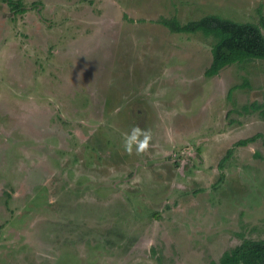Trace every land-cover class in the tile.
Masks as SVG:
<instances>
[{
    "label": "rangeland",
    "instance_id": "374dc122",
    "mask_svg": "<svg viewBox=\"0 0 264 264\" xmlns=\"http://www.w3.org/2000/svg\"><path fill=\"white\" fill-rule=\"evenodd\" d=\"M20 2L0 0V264H208L264 238V59L206 76L215 38L164 24L257 23L264 0Z\"/></svg>",
    "mask_w": 264,
    "mask_h": 264
},
{
    "label": "trees",
    "instance_id": "16d2710c",
    "mask_svg": "<svg viewBox=\"0 0 264 264\" xmlns=\"http://www.w3.org/2000/svg\"><path fill=\"white\" fill-rule=\"evenodd\" d=\"M12 11H21L24 8L20 0H3ZM164 24L175 32L201 31L207 36L215 38L211 47V62L205 69L206 76H213L227 65L242 62L251 58L264 59V16L260 13L259 21L238 22L218 15H205L196 20L185 23L179 22L176 17L164 20ZM254 108L264 118V102L253 104ZM256 133L252 136L238 139L235 143L246 145L260 137ZM231 152L227 150L226 156ZM222 159L220 166H222ZM208 264H264V238H244L234 247L224 250L218 260H211Z\"/></svg>",
    "mask_w": 264,
    "mask_h": 264
},
{
    "label": "clouds",
    "instance_id": "9594fccd",
    "mask_svg": "<svg viewBox=\"0 0 264 264\" xmlns=\"http://www.w3.org/2000/svg\"><path fill=\"white\" fill-rule=\"evenodd\" d=\"M152 139L151 131L134 125L130 132L124 135V151L128 155L134 152L136 155L143 154L148 151Z\"/></svg>",
    "mask_w": 264,
    "mask_h": 264
}]
</instances>
